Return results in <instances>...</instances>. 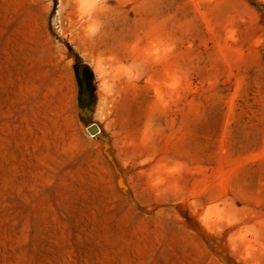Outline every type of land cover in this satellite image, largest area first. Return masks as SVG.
Returning <instances> with one entry per match:
<instances>
[{
  "label": "rangeland",
  "instance_id": "1",
  "mask_svg": "<svg viewBox=\"0 0 264 264\" xmlns=\"http://www.w3.org/2000/svg\"><path fill=\"white\" fill-rule=\"evenodd\" d=\"M0 264H264V0H0Z\"/></svg>",
  "mask_w": 264,
  "mask_h": 264
},
{
  "label": "trees",
  "instance_id": "2",
  "mask_svg": "<svg viewBox=\"0 0 264 264\" xmlns=\"http://www.w3.org/2000/svg\"><path fill=\"white\" fill-rule=\"evenodd\" d=\"M85 71V70H84ZM76 72H77V77H78V82H79V87H80V103H81V108L84 109V108H90L92 106V102L93 100H91L90 102H84V96L87 95V94H90L92 95L93 94V87L91 85V82L90 81V84L88 83L87 79H86V73L84 72L82 74V76L80 77L79 76V70L78 68H76Z\"/></svg>",
  "mask_w": 264,
  "mask_h": 264
},
{
  "label": "water",
  "instance_id": "3",
  "mask_svg": "<svg viewBox=\"0 0 264 264\" xmlns=\"http://www.w3.org/2000/svg\"><path fill=\"white\" fill-rule=\"evenodd\" d=\"M79 76L81 77L82 75L80 74L79 72ZM86 109V108H84ZM89 132L92 134V135H98V129L96 126H90L89 127Z\"/></svg>",
  "mask_w": 264,
  "mask_h": 264
}]
</instances>
